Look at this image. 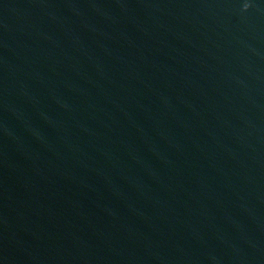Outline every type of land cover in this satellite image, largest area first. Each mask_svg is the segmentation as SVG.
Instances as JSON below:
<instances>
[{
  "label": "water",
  "instance_id": "95a60500",
  "mask_svg": "<svg viewBox=\"0 0 264 264\" xmlns=\"http://www.w3.org/2000/svg\"><path fill=\"white\" fill-rule=\"evenodd\" d=\"M0 264H264V0H0Z\"/></svg>",
  "mask_w": 264,
  "mask_h": 264
}]
</instances>
